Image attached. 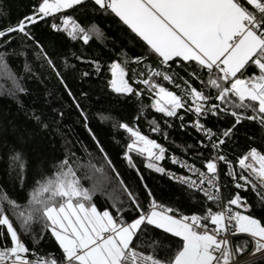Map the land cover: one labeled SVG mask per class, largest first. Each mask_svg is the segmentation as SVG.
Here are the masks:
<instances>
[{
  "label": "snow or ice",
  "instance_id": "6c2138e0",
  "mask_svg": "<svg viewBox=\"0 0 264 264\" xmlns=\"http://www.w3.org/2000/svg\"><path fill=\"white\" fill-rule=\"evenodd\" d=\"M96 17L115 18L126 34L109 38ZM38 24L50 47L34 35ZM57 38L119 49L110 63L70 53L87 70L69 55L62 62L132 105L131 122L110 109L98 118L115 129L118 158L142 191L90 126L91 93L68 86L53 59ZM14 56L25 58L20 75L9 69ZM0 69L16 100L29 94L27 79L50 70L95 144L68 138L63 105L21 101L23 124L0 120V264H264V0H32L15 24L0 23ZM141 119L163 140L176 127L199 139L170 153L141 131ZM48 133L64 141L56 156L38 150ZM142 168L191 202V214L161 202ZM47 241L54 251L41 250Z\"/></svg>",
  "mask_w": 264,
  "mask_h": 264
},
{
  "label": "trees",
  "instance_id": "16d2710c",
  "mask_svg": "<svg viewBox=\"0 0 264 264\" xmlns=\"http://www.w3.org/2000/svg\"><path fill=\"white\" fill-rule=\"evenodd\" d=\"M31 3L32 0H0V23L15 24L20 17L28 14ZM92 19L91 16L87 17V19L81 18V22L88 24ZM95 19L100 28L109 38H112L117 33L123 32L126 34V29L118 26L117 20L113 17H96ZM33 33L37 39L50 47V37L45 31L43 25L38 24L33 29ZM118 51V48L113 50L110 43L105 47L103 41L95 39L90 42V46H82V43L69 42L62 38H57V47L53 53V59L56 61L57 66L61 68L68 86L74 93L79 95L81 90L91 93V107L89 111V118L91 121L90 126L96 131L98 138L108 151L116 168L121 172L125 182L131 184L133 191H142L139 181L134 179L135 173L132 170L127 169L126 163L118 158V153L121 152V148L114 143L115 129H112L110 124L101 122L98 118L99 112L110 109L112 110L111 114L115 120L123 119L125 122H131L134 116L132 105L130 103H125L123 98H120L119 100L116 99L114 94H111L108 91L102 92L101 89L104 88V83L95 75L92 76L91 80H80L79 72L65 69L62 62V56L69 55L70 63L76 64L78 69L87 70L83 64L75 60V57L70 56V53L75 52L77 55L83 54L86 59L96 57L101 60H107L110 63L111 60L109 56L115 58V52ZM128 51L135 54L131 49ZM24 60L25 58L23 56L9 57L7 62L10 71L16 75H20L23 71ZM106 76L107 78H110V73H107ZM36 77L37 78L35 79H27V87L30 90L29 94H21L20 100H16L7 95L9 90L13 88L10 75L5 73L3 69H0V120L6 118L14 120L17 124H23L25 122L24 113L23 111L18 110V105L21 101L26 109L33 107L41 108L46 102H50L52 107H60L63 105L65 108V119L63 120V124L67 126L64 128V131L68 134V138L73 140H83L84 143L88 145L89 150L95 151V144L81 126L78 113L74 108H69L71 100L64 92L63 87L60 85L55 75L50 70L44 69L42 73L37 71ZM49 93H51L50 96L48 95ZM145 102L150 103L148 100ZM155 115L158 117L160 114ZM178 123L179 122L177 121L176 124L178 125ZM139 126L144 134L149 135L150 138L158 139L159 142L169 148L170 152H176L177 154H181L186 145H195L199 139V135L191 128L185 131L176 127L171 130L169 139L163 140L160 134L150 132V128L145 120L141 119L139 121ZM125 136L126 134L121 132L116 138ZM12 139L13 138L9 136V141H12ZM63 144L64 141L60 136H57L54 133H48L44 135V140L39 144L38 150L45 152L50 157L56 156L59 154L57 149H61ZM76 148L79 149L80 145L77 144ZM77 155L82 156L83 153L78 151ZM191 156H193L191 151L185 155V157ZM142 172L145 176L146 182L155 189L157 198L161 200V202L169 206L176 205L180 207V210L185 214H191V202L180 196L178 190L174 188L170 189L168 182L161 179L158 174H153L143 168ZM243 194L248 195L250 201L253 199L252 194ZM178 200L179 203L177 204ZM99 202L102 203V200ZM256 215L259 217L261 213L257 212ZM40 247L41 250H55V246L51 241L41 242ZM246 254L247 253H245V255Z\"/></svg>",
  "mask_w": 264,
  "mask_h": 264
},
{
  "label": "built area",
  "instance_id": "2783aa9c",
  "mask_svg": "<svg viewBox=\"0 0 264 264\" xmlns=\"http://www.w3.org/2000/svg\"><path fill=\"white\" fill-rule=\"evenodd\" d=\"M159 142V141H158ZM171 153V152H170ZM184 158H187V157H185L184 156ZM199 166V165H198ZM246 257H247V254L246 255H244V256H242V257H240V259H241V261H243V260H245L246 259Z\"/></svg>",
  "mask_w": 264,
  "mask_h": 264
},
{
  "label": "bare ground",
  "instance_id": "6f19581e",
  "mask_svg": "<svg viewBox=\"0 0 264 264\" xmlns=\"http://www.w3.org/2000/svg\"><path fill=\"white\" fill-rule=\"evenodd\" d=\"M82 43V42H81ZM160 139V138H159Z\"/></svg>",
  "mask_w": 264,
  "mask_h": 264
},
{
  "label": "rangeland",
  "instance_id": "374dc122",
  "mask_svg": "<svg viewBox=\"0 0 264 264\" xmlns=\"http://www.w3.org/2000/svg\"><path fill=\"white\" fill-rule=\"evenodd\" d=\"M199 165V164H198Z\"/></svg>",
  "mask_w": 264,
  "mask_h": 264
}]
</instances>
